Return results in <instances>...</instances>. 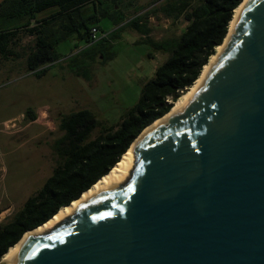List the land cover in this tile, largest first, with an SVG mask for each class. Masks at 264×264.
<instances>
[{"label": "water", "instance_id": "water-1", "mask_svg": "<svg viewBox=\"0 0 264 264\" xmlns=\"http://www.w3.org/2000/svg\"><path fill=\"white\" fill-rule=\"evenodd\" d=\"M135 152L125 185L32 236L17 264H264V0L248 1L197 93Z\"/></svg>", "mask_w": 264, "mask_h": 264}, {"label": "trees", "instance_id": "trees-1", "mask_svg": "<svg viewBox=\"0 0 264 264\" xmlns=\"http://www.w3.org/2000/svg\"><path fill=\"white\" fill-rule=\"evenodd\" d=\"M242 1L150 0L146 6H137L132 14L127 11L134 0H4L0 4V64L2 59L25 56L29 70L38 76L51 65L66 62L76 75L91 78L90 64L98 57L101 62L114 58L113 42L127 28L142 35L138 42L148 43L154 51L169 53L155 76L144 84L138 102L120 122L100 123L89 109L61 117L62 135L55 145L59 164L12 218L0 222V260L26 231L45 223L109 173L142 130L170 111L224 41L234 9ZM50 8L56 10L40 16ZM157 10L173 20L188 22L179 36L162 40L151 36L148 18ZM103 17L113 26L109 33L99 24ZM93 27L104 34L94 39ZM20 32L33 38L22 52L13 48ZM71 38L77 40L75 46L63 54L58 47ZM149 55L153 57V53ZM25 117L35 119L36 112L29 108ZM98 127L100 132L93 136Z\"/></svg>", "mask_w": 264, "mask_h": 264}, {"label": "rangeland", "instance_id": "rangeland-1", "mask_svg": "<svg viewBox=\"0 0 264 264\" xmlns=\"http://www.w3.org/2000/svg\"><path fill=\"white\" fill-rule=\"evenodd\" d=\"M150 0H134L128 13ZM151 36L162 40L175 38L187 25L184 19L173 20L161 11L149 15ZM99 24L105 32L113 26L103 17ZM104 33L100 31L98 38ZM15 51L22 52L33 38L20 32ZM142 35L133 28L122 32L111 47L116 56L105 62L98 57L89 66L91 78L76 75L66 62H58L38 76L29 70L25 56L2 59L0 64V222H5L45 184L59 164L55 149L62 135L60 119L80 109H89L97 121L116 124L138 102L144 84L155 76L157 67L169 53L154 51ZM77 40L62 42L63 54L74 48ZM153 53V57H150ZM32 108L36 118L20 115ZM18 118V119H17ZM17 119V127L7 129L5 123ZM100 132L95 129L93 136ZM10 206L7 211L5 208Z\"/></svg>", "mask_w": 264, "mask_h": 264}, {"label": "bare ground", "instance_id": "bare-ground-1", "mask_svg": "<svg viewBox=\"0 0 264 264\" xmlns=\"http://www.w3.org/2000/svg\"><path fill=\"white\" fill-rule=\"evenodd\" d=\"M249 0H243L242 3L234 9L233 18L230 22L228 33L224 41L216 47L215 53L211 55L209 61L204 65L202 72L195 83L189 87L182 95L174 101L173 107L169 113L161 118L156 119L153 123L148 125L141 135L136 138L129 149L121 156L120 160L112 167V169L106 175L102 176L96 183H94L89 189L85 190L78 199L73 200L70 204L62 206L58 212L47 220L45 223L38 227L28 230L24 233L23 237L13 246L8 249V252L2 257L3 264H17V258L19 251L24 244L33 236L45 235L57 226H59L64 220L72 217L76 214L77 206L79 203L88 200L90 197L103 192L110 191L120 186L125 185L130 179L132 172L136 166L137 156L135 152V145L139 140L146 136L149 132L156 129L160 125L167 124L177 113L184 109L186 103L192 99L197 93L198 89L202 85L206 76L208 75L211 67L217 61L219 55L226 47L230 37L233 33L236 21L246 6Z\"/></svg>", "mask_w": 264, "mask_h": 264}, {"label": "built area", "instance_id": "built-area-1", "mask_svg": "<svg viewBox=\"0 0 264 264\" xmlns=\"http://www.w3.org/2000/svg\"><path fill=\"white\" fill-rule=\"evenodd\" d=\"M100 29L99 28H97V27H93L92 28V36H93V38L94 39H97V37H98V34L100 33ZM25 118V116L24 117H21V119H24ZM18 119V118H17ZM17 119H12V120H9V121H7L6 123H5V125H6V128L7 129H11V128H14V127H17ZM3 214V212H0V216ZM2 218V217H1ZM0 218V219H1Z\"/></svg>", "mask_w": 264, "mask_h": 264}, {"label": "crops", "instance_id": "crops-1", "mask_svg": "<svg viewBox=\"0 0 264 264\" xmlns=\"http://www.w3.org/2000/svg\"><path fill=\"white\" fill-rule=\"evenodd\" d=\"M4 0H0V4L3 2ZM56 10L55 8H50V9H47L45 10L44 12L41 13L40 16H46L48 14H50L52 11ZM26 113H22V115H20V117H24ZM25 119V118H24ZM10 209V206H7V208H5V210L3 211H7Z\"/></svg>", "mask_w": 264, "mask_h": 264}]
</instances>
